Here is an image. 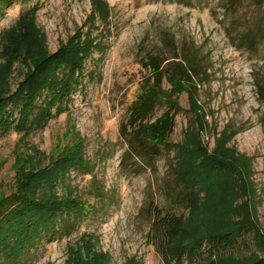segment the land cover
I'll list each match as a JSON object with an SVG mask.
<instances>
[{
	"label": "rangeland",
	"instance_id": "rangeland-1",
	"mask_svg": "<svg viewBox=\"0 0 264 264\" xmlns=\"http://www.w3.org/2000/svg\"><path fill=\"white\" fill-rule=\"evenodd\" d=\"M106 1L107 50L87 62L68 114L28 137L0 134V200L37 173L42 198L74 199L84 207L42 236L19 264H68L79 257L86 264H164L149 243L154 216L181 215L202 233L215 212L223 214L221 204L222 218L246 225L236 258L264 257V0ZM34 5L50 52L91 12V0H18L0 6V33ZM181 60L192 66L193 78L165 126L171 132L157 146L139 128L167 108L157 104L141 123L132 107L153 85L154 67L161 92H169L167 75L179 71ZM31 69L27 60L17 63L0 79V96L13 93ZM194 141L209 158L236 162L239 174L218 164L196 192L186 189L174 170L180 151L200 156Z\"/></svg>",
	"mask_w": 264,
	"mask_h": 264
},
{
	"label": "trees",
	"instance_id": "trees-1",
	"mask_svg": "<svg viewBox=\"0 0 264 264\" xmlns=\"http://www.w3.org/2000/svg\"><path fill=\"white\" fill-rule=\"evenodd\" d=\"M16 1L0 0V6ZM39 10L34 5L22 11L12 26L0 33V57L3 60L0 79L3 81L9 76L21 60L29 61L32 66L13 93L0 96V134L3 135L14 132L28 137L44 130L53 118L68 114L74 94L87 77V62L94 54H103L107 50L105 38L111 8L106 0H91V12L86 21L77 26L54 52L48 50L46 35L38 27ZM188 64L186 60L175 64L179 71L168 73L171 90L164 94L161 92V74L154 67L153 85L145 87L134 102L132 118L141 123L149 118V112L157 104L162 102L167 108V112L146 129L139 128L154 145L160 146L171 132L166 131L165 126L171 124L180 111L177 98L193 78V68ZM193 144L200 156L195 159L194 153L180 151L182 157L174 170L186 189L196 192L193 188H199L200 182L206 183L204 177L213 176L217 171L211 168H217L218 164L223 168L227 164L237 173L236 162L228 164L218 155L209 158L203 149L200 150L201 145L195 141ZM187 153L190 157L186 158ZM38 176L37 173L27 174L15 193L0 200V264H19L28 249L42 236L53 234L66 223L64 217L84 212L83 204L78 200L52 195L42 198ZM227 180L230 181L223 179ZM221 205L218 206L224 214ZM223 214L215 212V217L208 222L210 230L198 233L185 225L183 216L158 212L150 227L149 243L164 264H264V257L247 262L236 258L246 225L238 226L232 220L222 218ZM72 262L68 264H86L81 257Z\"/></svg>",
	"mask_w": 264,
	"mask_h": 264
}]
</instances>
